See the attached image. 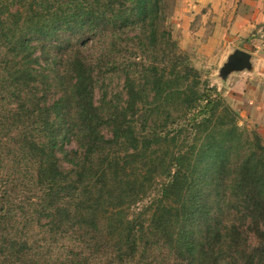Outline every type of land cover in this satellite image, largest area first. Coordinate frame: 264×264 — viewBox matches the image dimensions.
<instances>
[{
    "label": "trees",
    "instance_id": "16d2710c",
    "mask_svg": "<svg viewBox=\"0 0 264 264\" xmlns=\"http://www.w3.org/2000/svg\"><path fill=\"white\" fill-rule=\"evenodd\" d=\"M162 9V0H0V41L11 45L0 61V264H264L261 137L211 91L185 86L198 73L159 34ZM90 41L104 43L123 77V101L96 102L102 74L82 53ZM49 49L54 60L78 51L53 80L42 65ZM54 85L68 87L49 103L41 87ZM151 97L193 112L180 145L139 124Z\"/></svg>",
    "mask_w": 264,
    "mask_h": 264
},
{
    "label": "rangeland",
    "instance_id": "374dc122",
    "mask_svg": "<svg viewBox=\"0 0 264 264\" xmlns=\"http://www.w3.org/2000/svg\"><path fill=\"white\" fill-rule=\"evenodd\" d=\"M162 3L163 12H161L159 19V34L161 36H163V34H169L172 41L176 44L177 59L179 60V56H181L185 59L183 65L193 68L198 73V85L192 81L194 77H191L192 79H190L185 86H199V90L201 91H211L213 98H216V96L221 98L222 105L230 107L237 113L239 118L237 120L238 125L243 129L246 135L252 136L254 133L259 134L264 145V123H260L259 119L252 115V110L256 112L258 110V105L254 107L250 106L247 99L250 97L249 93L245 92L243 94L241 86L228 85V78H223L221 76V69L228 59L226 58V55L233 49V45H227L225 43L212 44L210 42L214 36V26L216 25V18H214L216 14L214 11H209L208 8L202 9V7L196 9L199 6V3L195 0H162ZM17 6L12 8V12L19 8V6ZM135 33L136 31H133L130 34L131 36H134ZM66 37L67 36L62 37V40L66 39ZM219 38H222L223 40V35H218V39ZM55 44L56 43H54V45ZM103 47V42L96 41L93 43L90 41L88 46L82 51L83 56L92 62L96 71L102 74V76L99 77L97 86H95V100L98 103L102 100H106L108 103L112 101L118 102L120 96L123 101V77L120 73L112 70L111 63L113 59L108 57L110 54L105 52ZM7 48L10 49L11 45L6 42L4 46V43H1L0 41L1 62L3 55H6V53L10 51L7 50ZM163 48L169 53L170 48L166 44L163 45ZM76 49L69 54L71 56L72 54H76L78 52ZM55 53L54 49H49L42 57V60H44L42 65H45L46 61L49 62L44 66V69L46 76H48L47 78L50 80H53L52 78L55 74H58V72L69 69L68 61L71 56L68 58L61 57V60L60 57H58V60H54L53 57ZM36 55L39 56L40 53L38 52ZM60 63H63V65H60ZM172 65L173 63H168L166 65L168 70ZM67 87L68 86L58 85L43 86L41 87V94L47 95V98L45 99H47L49 103H52L56 98L63 94V91ZM154 102L155 100L151 97L149 98V101H147L146 108L140 109V114L137 116L139 124L141 125L144 120H149L150 127H156L167 132L169 138L171 139L175 137L180 145L183 136L189 134L191 128L189 123L193 112L187 113L173 102L168 103V105L159 104L161 107L158 108V104L156 105ZM139 104V106L144 105L142 102ZM197 110H199V108ZM246 116H249L250 118ZM104 133L106 134V137H111V131L108 128L104 130ZM76 144V142H73L72 145L67 144L65 149L68 152L75 148L77 149L78 145ZM170 144L171 146L173 145V143ZM119 149L120 148H117V151L121 152ZM166 149V146L163 147L161 153L165 154L167 152ZM79 152H81L80 149ZM67 163L68 161L63 159V166L65 168L69 167ZM125 208L126 212L124 214L132 219L136 215V207L134 205H127ZM107 232L108 231L106 230L105 235L109 239L108 236L111 237V235H107ZM62 244H64V241H61L59 244L61 250L63 248ZM43 246H45V244H43ZM63 251L65 252L64 249ZM88 253H90V251H88ZM57 263L58 262L54 261L49 264Z\"/></svg>",
    "mask_w": 264,
    "mask_h": 264
},
{
    "label": "crops",
    "instance_id": "0c3cea01",
    "mask_svg": "<svg viewBox=\"0 0 264 264\" xmlns=\"http://www.w3.org/2000/svg\"><path fill=\"white\" fill-rule=\"evenodd\" d=\"M195 1L199 3L196 9L208 8L217 15L214 16L215 37L210 42L233 45L226 58L236 50L251 54L252 68L230 74L227 82L230 86H241L243 94L249 93V105H258V110H252V115L264 123V0ZM218 35H223V40L218 39Z\"/></svg>",
    "mask_w": 264,
    "mask_h": 264
},
{
    "label": "water",
    "instance_id": "95a60500",
    "mask_svg": "<svg viewBox=\"0 0 264 264\" xmlns=\"http://www.w3.org/2000/svg\"><path fill=\"white\" fill-rule=\"evenodd\" d=\"M251 68V54L242 50H236L228 57L227 62L222 67L221 76L223 78H228L232 73L243 72Z\"/></svg>",
    "mask_w": 264,
    "mask_h": 264
}]
</instances>
